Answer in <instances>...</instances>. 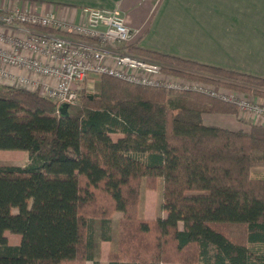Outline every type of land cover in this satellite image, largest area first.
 <instances>
[{
  "label": "trees",
  "instance_id": "16d2710c",
  "mask_svg": "<svg viewBox=\"0 0 264 264\" xmlns=\"http://www.w3.org/2000/svg\"><path fill=\"white\" fill-rule=\"evenodd\" d=\"M129 51L167 74L264 99L262 78ZM98 82L66 116L37 92L0 84V150L27 155L0 165V264H100L115 212L107 264H264V177L250 175L264 167V126L205 125V113H239L208 93ZM159 183L166 216L144 218L141 188Z\"/></svg>",
  "mask_w": 264,
  "mask_h": 264
},
{
  "label": "built area",
  "instance_id": "2783aa9c",
  "mask_svg": "<svg viewBox=\"0 0 264 264\" xmlns=\"http://www.w3.org/2000/svg\"><path fill=\"white\" fill-rule=\"evenodd\" d=\"M4 29L13 33L5 35ZM61 32L76 36V41L58 35ZM131 36L116 10L84 8L77 23L64 22L50 11L0 10V81L37 92L59 106L77 104L78 92L87 91L83 86L108 75L136 85L208 93L236 103L239 112L264 118L263 103L217 95L198 82L165 73L156 61L134 55L129 51Z\"/></svg>",
  "mask_w": 264,
  "mask_h": 264
},
{
  "label": "crops",
  "instance_id": "0c3cea01",
  "mask_svg": "<svg viewBox=\"0 0 264 264\" xmlns=\"http://www.w3.org/2000/svg\"><path fill=\"white\" fill-rule=\"evenodd\" d=\"M12 8L50 11L67 23L81 21L84 8L116 10L131 30L129 47L264 79V0H160L156 5L154 0H0L1 11ZM58 35L77 39L65 32ZM252 100L264 104V99ZM202 122L233 131L264 126L263 117L247 112L205 113ZM99 263L107 264L101 251Z\"/></svg>",
  "mask_w": 264,
  "mask_h": 264
},
{
  "label": "rangeland",
  "instance_id": "374dc122",
  "mask_svg": "<svg viewBox=\"0 0 264 264\" xmlns=\"http://www.w3.org/2000/svg\"><path fill=\"white\" fill-rule=\"evenodd\" d=\"M135 55V54H134ZM138 56V55H137ZM201 86L212 89L217 95H221L224 97H230L231 95H235L238 98H243L245 100H252L253 97L250 95L241 94L238 92H233L229 90H224L216 86H209L206 84L200 83ZM87 91L97 92L99 89V82L97 80L93 82H88L87 86H83ZM259 103H261L259 101ZM118 135H113L112 138L115 139ZM27 155L25 151L21 150H0V165H17L22 166L26 163ZM250 175L252 177H264V167H256L250 170ZM162 199H161V183H159L158 188L155 191L146 190L141 188L140 191V200L138 206V213L143 217H163L166 212L161 208ZM120 215V212H115L112 217V222L110 223V231H111V240L110 242H101L99 243L101 256L103 258V262L106 263V252L109 249L114 247L115 240V221L117 217ZM179 227H182V224H178ZM6 236L7 242L11 245L13 243H18L20 241V236L16 234H10L8 232H4ZM17 238V239H16ZM18 240V241H17Z\"/></svg>",
  "mask_w": 264,
  "mask_h": 264
},
{
  "label": "water",
  "instance_id": "95a60500",
  "mask_svg": "<svg viewBox=\"0 0 264 264\" xmlns=\"http://www.w3.org/2000/svg\"><path fill=\"white\" fill-rule=\"evenodd\" d=\"M59 113L62 116H66L67 115V105L66 104L59 105Z\"/></svg>",
  "mask_w": 264,
  "mask_h": 264
}]
</instances>
